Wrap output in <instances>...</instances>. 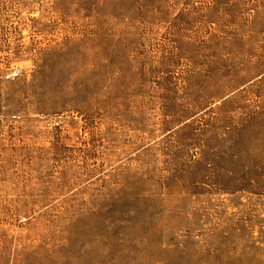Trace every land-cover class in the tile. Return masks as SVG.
Here are the masks:
<instances>
[{
	"label": "rangeland",
	"instance_id": "1",
	"mask_svg": "<svg viewBox=\"0 0 264 264\" xmlns=\"http://www.w3.org/2000/svg\"><path fill=\"white\" fill-rule=\"evenodd\" d=\"M0 264H264V0H0Z\"/></svg>",
	"mask_w": 264,
	"mask_h": 264
}]
</instances>
